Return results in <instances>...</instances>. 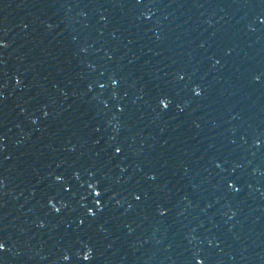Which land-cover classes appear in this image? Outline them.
I'll return each instance as SVG.
<instances>
[{"label": "water", "instance_id": "obj_1", "mask_svg": "<svg viewBox=\"0 0 264 264\" xmlns=\"http://www.w3.org/2000/svg\"><path fill=\"white\" fill-rule=\"evenodd\" d=\"M0 264H264V0H0Z\"/></svg>", "mask_w": 264, "mask_h": 264}]
</instances>
